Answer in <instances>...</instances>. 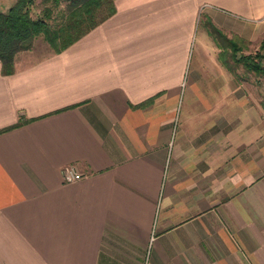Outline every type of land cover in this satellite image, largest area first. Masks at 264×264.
<instances>
[{"label":"crops","instance_id":"0c3cea01","mask_svg":"<svg viewBox=\"0 0 264 264\" xmlns=\"http://www.w3.org/2000/svg\"><path fill=\"white\" fill-rule=\"evenodd\" d=\"M113 2L0 60V264H264V0Z\"/></svg>","mask_w":264,"mask_h":264},{"label":"trees","instance_id":"16d2710c","mask_svg":"<svg viewBox=\"0 0 264 264\" xmlns=\"http://www.w3.org/2000/svg\"><path fill=\"white\" fill-rule=\"evenodd\" d=\"M62 1L65 6L59 8ZM41 4L40 11L35 14L32 13L34 0H15L8 9L0 10L3 73L14 70L16 52L29 49L35 36L42 34L54 51H60L115 9L113 0H41ZM243 59L247 67H259L251 55H244ZM26 120L20 117L18 124Z\"/></svg>","mask_w":264,"mask_h":264},{"label":"rangeland","instance_id":"374dc122","mask_svg":"<svg viewBox=\"0 0 264 264\" xmlns=\"http://www.w3.org/2000/svg\"><path fill=\"white\" fill-rule=\"evenodd\" d=\"M42 5V4H41ZM65 6V3L62 1L61 3H60V5H59V8H63ZM39 7H41L40 5H39V3H34V5H33V14H35V10H38V9H40ZM57 10L58 9H56L55 10V12L54 13H56L57 12ZM205 20H207L208 21V18H204V17H201L200 18V21H199V25H200V27L202 26V22L203 21H205ZM40 35V34H39ZM42 35V34H41ZM41 39H42V37L41 36H39ZM45 42L47 43V41L45 40ZM48 45H49V48L51 49L52 48V50H53V47L48 43ZM241 48H242V50H243V52H254L255 50H256V44L254 43V44H252V42H250V41H248V40H246V39H243V41H242V44H241ZM40 51H44V50H46L45 48H40L39 49ZM48 50V49H47ZM245 75H247L248 76V74H247V72H245Z\"/></svg>","mask_w":264,"mask_h":264},{"label":"built area","instance_id":"2783aa9c","mask_svg":"<svg viewBox=\"0 0 264 264\" xmlns=\"http://www.w3.org/2000/svg\"><path fill=\"white\" fill-rule=\"evenodd\" d=\"M61 175L64 181L77 180L86 175V173L79 171L72 164L65 165L61 168Z\"/></svg>","mask_w":264,"mask_h":264}]
</instances>
